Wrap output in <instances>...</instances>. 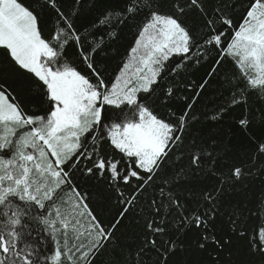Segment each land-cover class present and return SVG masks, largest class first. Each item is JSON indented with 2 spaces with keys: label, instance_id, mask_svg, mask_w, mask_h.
<instances>
[{
  "label": "snow or ice",
  "instance_id": "6c2138e0",
  "mask_svg": "<svg viewBox=\"0 0 264 264\" xmlns=\"http://www.w3.org/2000/svg\"><path fill=\"white\" fill-rule=\"evenodd\" d=\"M257 180L264 0H0V264H264Z\"/></svg>",
  "mask_w": 264,
  "mask_h": 264
},
{
  "label": "trees",
  "instance_id": "16d2710c",
  "mask_svg": "<svg viewBox=\"0 0 264 264\" xmlns=\"http://www.w3.org/2000/svg\"><path fill=\"white\" fill-rule=\"evenodd\" d=\"M72 0H63V6L65 10L71 5ZM93 14H87L86 18H78L77 26L81 23H86L87 21L94 18ZM129 39V35L127 30L125 29L122 34V39L119 42L118 47L120 51H124V46L127 44ZM230 63L226 65V67H230ZM203 70L195 71L194 78L199 79L200 75H202ZM216 87L215 82L212 88H210L207 92L201 95V98L197 101L195 105V109L197 113H204L211 110V108L215 106H219L223 100L221 97L215 94ZM241 113L240 108H236L231 114H229L223 121L219 124L212 125L211 128L217 134V138L222 141H228L233 146L234 153L242 152L248 148L247 137L246 135L239 129L238 125L235 123L237 117H239ZM203 131H209V126H203ZM253 134H258V129H251ZM264 193V183H261L259 180L255 182L249 183L248 187L243 190L242 195L239 197L240 199H244L246 197L248 212V220L247 227L249 232L252 229L257 228L259 226H264V213H261L257 207V201L261 197V194ZM95 207V206H94ZM99 214V213H98ZM101 219H104V216H101Z\"/></svg>",
  "mask_w": 264,
  "mask_h": 264
}]
</instances>
